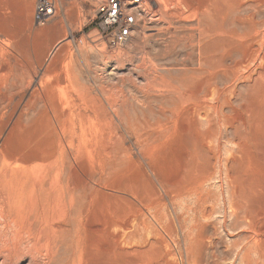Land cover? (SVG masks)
I'll list each match as a JSON object with an SVG mask.
<instances>
[{"label":"rangeland","instance_id":"374dc122","mask_svg":"<svg viewBox=\"0 0 264 264\" xmlns=\"http://www.w3.org/2000/svg\"><path fill=\"white\" fill-rule=\"evenodd\" d=\"M98 1L0 0V90L15 71L25 85L21 104L0 110V158L35 163L54 151L46 130L64 114L78 130L66 182L95 187L76 209L68 201L42 254L22 251L13 264H264V49L257 56L248 46L254 7L230 0L214 16L237 43L217 48L196 43L198 13L180 16L177 0H148L131 41L113 48L95 29ZM42 4L54 13L38 19ZM4 34L16 38L21 67L10 60L6 72ZM207 81L220 93L206 96ZM34 89L47 105L34 100L25 111Z\"/></svg>","mask_w":264,"mask_h":264},{"label":"bare ground","instance_id":"6f19581e","mask_svg":"<svg viewBox=\"0 0 264 264\" xmlns=\"http://www.w3.org/2000/svg\"><path fill=\"white\" fill-rule=\"evenodd\" d=\"M177 3L179 6L177 8V12L180 14V16L181 15L183 16V14H185V10H186L185 8L192 9L194 12H196L200 15V17H201V19L199 20V21H201V22H199V24H201V26L199 28L200 36H199V38H197L199 40L196 41V43L198 42V45H201L203 42V43H206L207 47L211 43V44H213V46H216L217 48H224L226 45L232 46V44H237L236 40H232V38L235 37V34L231 38L230 35H232L233 33L228 34L229 32L227 31V29L226 30H225V28L223 29V26H222V29L220 28V26H219L220 29H217L213 26L214 23L212 24V22L214 20V16L216 14H218L219 12H221L223 10L228 11L229 9L232 8V5L230 4V0H177ZM238 3H239V5L244 6V9L247 6L248 7H250V6L254 7L253 13H250V11H248L250 13L249 14L251 16L250 20H251L252 26H253L252 31L249 33L250 40L248 42V46L250 47L249 49L252 51V53H255L254 55H257L259 53V52L257 53V51H259L260 49H264V0H238ZM183 6H184V8H183ZM239 10H240V7H239ZM225 11H223V13ZM51 12L54 13V10H51ZM215 23H216V21H215ZM4 35H6V34H4ZM14 38L15 37L6 35V39L4 41H2L3 46H1V53H2V59H4V64H5L4 66L2 65L3 72H6V66L9 67L10 60L15 61V66H13V70H16L20 65L19 60H18L19 56L17 57L18 53H17V49H16L17 44L15 42L16 38L15 39ZM247 39H248V37H247ZM10 48L12 49V51L9 50ZM210 51H213V50L210 49ZM249 53H251V52H249ZM209 54H208V56H209ZM213 55H217V54H213ZM257 56H259V54ZM198 58H199V56H198ZM263 59H264V54H263ZM260 61L263 62L264 60H260ZM202 62H200V63L202 64ZM22 63H24V62H22ZM202 65L203 66L200 68V72L203 71V73H204L206 71V67L204 64H202ZM233 65L228 66L224 63V69L225 70L228 69L229 72L235 73L238 68L236 66L237 64L234 66ZM248 65H249V63H248ZM258 65H260V63ZM206 66H207V68L209 67L208 65H206ZM22 67H24V66H22ZM245 67L248 68L247 65ZM19 68H21V67H19ZM242 68H244V67H242ZM10 70H12V69H10ZM34 70H35V68H34ZM239 71H241V70H238L237 75H239ZM254 71H255V69H254ZM20 72H21L20 74H23L22 71H20ZM252 72H253V70H252ZM6 73H1L0 77H2L3 75L6 76ZM257 73H259V72L257 71ZM15 74H16V71L14 72L13 78L11 79L12 81L8 80L10 82H7V84H5L3 86V90H0V110H4L5 112H7L9 109L17 108L18 105L21 104V102L23 101V98L25 96V95L21 96L20 99H17V97L22 93L25 85L23 84V82L19 81L18 76L15 77ZM208 74H209V72H208ZM47 75L48 74L46 73V76ZM255 76H253V77H255ZM11 77H12V75H11ZM27 78H29V77H27ZM145 81H147V80H145ZM27 82L29 84L30 80ZM63 82H65V81L63 80ZM44 84H45V80H42L41 85L43 86V89H45ZM182 84H184V83H182ZM205 84H209L208 81H207V83H204V86H205ZM177 85H179V82ZM218 85L219 84H217L216 82L214 84H209V87L205 90V95L211 96L210 95L211 93H214L216 91L219 92L220 90H218ZM180 86H182V85H180ZM197 86H198V84H197ZM221 86H222V84H221ZM256 87H257V85H256ZM39 88H40V86H39ZM171 88H174V87H171ZM55 90H56V86H55ZM181 90L182 89H180V92H181ZM186 90H187V88L185 89V91ZM34 91H35V89H34ZM34 91L30 96L31 97L30 100L25 105V111H29L31 109V106H35L34 104H32L34 102V100H37L36 101L37 104H42L44 107H46V105H47V103H46L47 100L44 97V95L42 94L43 91H42V93L40 91H35V92ZM200 91H201V88H200ZM226 91H227V89H225V91L223 89V93L227 94ZM171 92H172V90H171ZM23 93H24V91H23ZM187 93H189V92H187ZM193 95H195L194 97H196V94H192V96ZM217 95H219V94H217ZM222 95H221V97H222ZM194 97H192V98H194ZM207 98H209V97H207ZM176 100H177V98H176ZM186 100L188 101V99H186ZM194 100H197V99L194 98ZM200 101L202 102V100H200ZM218 102H220V101H218ZM198 104H197V106H198ZM205 106L204 107L202 106L204 108L202 110H205L208 107V106H206V107ZM86 107H87V105H86ZM208 109H210V107ZM90 110H91V108H90ZM93 110H94V112L96 111L95 109H93ZM12 111L10 113L14 114L15 111L14 110H12ZM195 111H197V109ZM189 112H191V111H189ZM192 112H193V110H192ZM203 114H205V113H203ZM78 115L79 114H77V117H78ZM3 116H4V114H3ZM86 117H87V115H86ZM203 118H204V115H203ZM74 120L75 119H73V121ZM87 120H89V119H87ZM95 120H97V119L95 118ZM90 121L93 122L94 120L90 119ZM99 121H98V123H99ZM51 123L52 124L50 125V127L46 131L53 135L52 144L54 146V151H50L48 154H45L44 156L37 158V161L35 163H33L34 160H26V159L20 160L17 163H13V162L8 161L6 159L0 158V225H3L0 228V258L4 256V259H5L4 264H7V263L13 264L14 258L15 257L18 258L19 256H21L20 254L23 253L22 251H26V254H31V253H33V251H36V252H39V254H42V252H44L48 247V241L50 239L51 231H55L57 228L54 221H56L58 217L62 216L65 213L68 201L70 203L69 211H71L73 208L76 209L75 204L77 203V201H79V198L81 197V195L83 193H85V199H87V197L93 192V190L95 188L93 186V184L89 182L88 188L82 192L78 188H71L69 186L68 182H66L64 159H65V155L67 153V145L70 148V146H73L75 143V138L78 135V130L76 128L77 126L76 125L74 126L72 124L73 122L70 124L69 121H67V118L64 116V114L57 115L52 120ZM87 124H89V123H87ZM103 126H104V124H103ZM89 128H90V126H89ZM111 132L112 131H111L110 123L107 122L106 128L102 133V137L106 136L105 141H107V142H104L105 149L110 146ZM94 135H96V134L94 133ZM85 138H87V137H85ZM87 141H88V139H87ZM82 142L80 144H82ZM1 143H3V142H1ZM94 143L97 145L96 142H94ZM79 146L80 145L77 144V149H79ZM71 149H72V147H71ZM71 149H69V150H71ZM107 154H108V152L106 151V155ZM92 182H93V180H92ZM239 211H240V209H239ZM13 225L15 226V229H13L12 231H9V229H11L13 227ZM30 243H31V245H30ZM249 252L250 251L248 250V253ZM262 258H264V257H262ZM38 261L40 262V259H38ZM39 262H37L36 264H40ZM48 264H50V263L48 262Z\"/></svg>","mask_w":264,"mask_h":264},{"label":"built area","instance_id":"2783aa9c","mask_svg":"<svg viewBox=\"0 0 264 264\" xmlns=\"http://www.w3.org/2000/svg\"><path fill=\"white\" fill-rule=\"evenodd\" d=\"M149 4L148 0H99L95 29L111 47L125 46L133 38ZM50 13V5L42 4L36 16L42 19Z\"/></svg>","mask_w":264,"mask_h":264}]
</instances>
